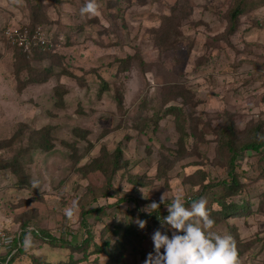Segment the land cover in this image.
<instances>
[{"label": "rangeland", "instance_id": "374dc122", "mask_svg": "<svg viewBox=\"0 0 264 264\" xmlns=\"http://www.w3.org/2000/svg\"><path fill=\"white\" fill-rule=\"evenodd\" d=\"M251 1L236 31L227 34L232 0H98L95 16L81 15L86 0H0V237L19 239L22 253L13 264H31V255L49 264L80 257L69 247L40 243L31 231L80 244L83 223L95 220L86 211L118 198L99 197L103 177L85 172L102 150L120 146L128 163L112 182L134 198L111 209L118 210L119 219L121 212L159 204L163 194L170 202L177 195L187 197L198 189L186 183L196 171L214 183L223 180L216 140L228 127L233 138L226 134L225 139L237 144L252 137L255 128L254 135L264 138V0ZM34 19L41 24L36 27L41 38L54 43L56 57L21 59L4 39L5 29H23ZM120 59L126 62L121 65ZM101 81L107 90L97 96ZM165 107L176 110L161 114L148 133L136 130L152 121L153 109ZM41 141L49 150L40 148ZM180 143L187 156L171 163ZM250 154L237 160L241 190L231 199L248 203L250 212L229 225L241 242L240 264H264L262 161ZM163 160L169 168L159 179ZM11 164L20 167L19 178ZM125 174L144 175L147 185L133 193ZM74 200L79 211L68 218L65 209ZM101 227L94 224L93 237ZM162 227L147 231L144 257L127 250L122 264H144L156 230L171 238V230ZM228 227L212 231L232 235ZM6 254L0 246L3 262Z\"/></svg>", "mask_w": 264, "mask_h": 264}, {"label": "trees", "instance_id": "16d2710c", "mask_svg": "<svg viewBox=\"0 0 264 264\" xmlns=\"http://www.w3.org/2000/svg\"><path fill=\"white\" fill-rule=\"evenodd\" d=\"M252 2L253 1L251 0H232L230 10L228 12L227 34H232L236 31L238 18L243 13L252 8ZM37 26H41V24L34 19L33 22L31 21L28 23L27 26L23 27V29L32 31ZM53 45L54 43L50 44L48 42L46 46L33 48L29 56H26L21 51V49L15 46H13V49L14 54L19 56L21 59L38 61L56 57L54 51H52ZM118 62L122 65L126 61L120 59ZM50 73L51 70L48 69L46 77H48ZM61 74L66 76L69 75L65 70H62ZM106 90V84L101 81L97 96H100V93ZM62 93V91L57 92L58 98L61 97ZM156 100L163 105L169 102V99L164 101H160L159 99ZM117 102L119 106H122V99H118ZM173 110L176 109L172 107H165L162 111L159 109H153L154 117L152 121H144L139 123L136 125V130H138V132L141 134L148 133L156 127L161 114L170 115L172 114ZM231 128L232 127H228L226 130L221 131L220 138L216 140V163H218L219 167L224 166L226 170V177L223 180L214 183L212 180L208 179L207 173L205 174L204 172L196 171L195 175L188 178L186 183L190 185V189L195 187H198V189L190 192V194L187 197H184L183 200L186 207H190L193 202L198 201L202 197L207 200V209L211 218L215 221L214 227L223 225L226 228L229 226L228 228L233 229H230V232L233 236L229 234L227 235L231 236L235 242L239 258L241 252L239 245L241 242L238 238V235L235 233V227L233 225H229V220L246 216L250 212V206L248 203H244V201L241 200L239 203L231 200L232 197L239 194L241 190V184L239 182L238 176L236 175V163L240 154L249 155L251 153L250 156H252L255 161H262L258 167V175L264 179V173L262 170V164L264 161V138L258 139L257 136L254 135L256 131L255 128L252 137L247 138L246 141H243L240 144H237L230 139H225L226 134L229 136V138H233ZM185 137V134L181 136V142ZM43 142L44 141H41L40 148L49 150V146ZM34 147L35 146H33V148ZM179 148V150L177 149L172 151L173 159L170 160L171 163L179 162L178 159L183 155L187 156L186 150H184V147L182 148L181 143L179 144ZM168 163L169 162L166 160L161 161V164L157 167V178L160 179L165 175L166 169L169 168ZM11 166H13V170L11 169V172L13 175L19 178L21 171L20 167H16L18 166L16 164H11ZM127 166L128 163L126 159L123 158V153L120 146L116 147L110 153L102 150L101 155L92 159L91 164L86 166V173L95 172L99 173L103 177L102 191L99 197H104V199H106L108 197L115 196L118 198L115 203L95 207L86 211L87 214H93L95 216V220L93 224H84V221H82L83 227H85L86 231L83 233L85 237L79 245L71 246L69 241L54 238L43 230L33 229L31 231V233L37 240L40 241V243H48L50 246L57 247L59 249H65L69 247L71 248L72 252H77V254L80 255L79 258H74L72 255H69L66 262H58L56 264H122L123 257L127 250H130L134 254L139 253V257H144L146 252L142 242L146 238L147 231L159 225L160 227L163 225L162 228L168 227L166 224H164V217L168 215L166 207L171 203L169 200H166L164 204H160L158 210L152 211L151 209L147 208L140 210L137 208L134 212H131V210H127L125 213L121 212L120 218H116L118 210L115 209V211L111 209L116 208L115 206L121 203L134 200L131 193H123L119 188H114L112 184L116 173ZM239 173L241 174L242 171ZM125 177L126 181H128V183L132 186L131 192L133 193L138 194V188L145 187L147 185L144 175L125 174ZM21 181L26 183V179H22ZM21 185L22 183H15V186L18 188L21 187ZM215 189L216 192L213 191ZM92 193L94 192L91 191L90 194ZM135 199L137 198L135 197ZM96 200L97 198L93 196L92 202L94 203ZM212 205H215L216 210L211 209ZM107 211H110V213H107ZM83 215H85V213ZM104 219H108L109 222H105ZM137 219L147 221L144 229H140L138 227L136 223ZM98 222L102 225V227L99 234L93 237L92 229L94 224H97ZM151 248L152 249H150L148 254H154V247ZM161 252L163 253V249H161ZM21 253L22 251L20 250L19 239L12 240L10 251L5 255L4 262L0 259V264H13ZM99 257L104 258V262L100 261ZM30 258L31 264H49L38 259L37 257H34L33 255H31Z\"/></svg>", "mask_w": 264, "mask_h": 264}, {"label": "clouds", "instance_id": "9594fccd", "mask_svg": "<svg viewBox=\"0 0 264 264\" xmlns=\"http://www.w3.org/2000/svg\"><path fill=\"white\" fill-rule=\"evenodd\" d=\"M99 8L98 0H86L80 13L95 16ZM164 203L165 194L159 204L152 202L148 209L158 210ZM166 208L168 215L164 217V224L171 230V238L156 230L151 237L154 254L149 253L144 264H240L232 237L212 231L215 221L210 216L205 198L186 207L183 197L177 195ZM78 211V203L74 200L65 209V215L72 218ZM136 223L144 229L147 221L137 219Z\"/></svg>", "mask_w": 264, "mask_h": 264}, {"label": "built area", "instance_id": "2783aa9c", "mask_svg": "<svg viewBox=\"0 0 264 264\" xmlns=\"http://www.w3.org/2000/svg\"><path fill=\"white\" fill-rule=\"evenodd\" d=\"M264 20V19H263ZM263 28H264V21H263ZM4 39L10 43L11 45L21 49V51L26 55L29 56L33 50V48L43 47L47 45V41L41 38L40 29L35 28L32 31L27 29H20L16 31H9L5 29L3 31ZM262 170L264 173V162L262 166ZM0 246L2 247V251L4 253H8L11 248V241L12 239L8 237L1 236Z\"/></svg>", "mask_w": 264, "mask_h": 264}]
</instances>
